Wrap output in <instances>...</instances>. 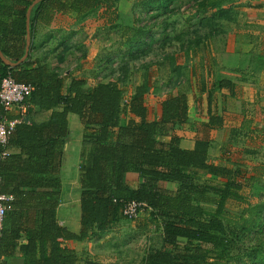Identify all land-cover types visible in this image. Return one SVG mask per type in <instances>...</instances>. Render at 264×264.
<instances>
[{
    "label": "trees",
    "instance_id": "trees-1",
    "mask_svg": "<svg viewBox=\"0 0 264 264\" xmlns=\"http://www.w3.org/2000/svg\"><path fill=\"white\" fill-rule=\"evenodd\" d=\"M33 1L0 0V52L10 62L17 63L11 66L0 58V81L10 73L17 82L31 84L33 89L27 99L30 106L54 110L47 120L39 123L24 120L10 132L7 146L14 144L20 152L10 153L0 167V194L12 196L6 202L0 257L19 254L21 264H78V254L63 241L88 240L112 228L120 219V200L134 199L147 205L162 234L161 246L148 249L141 264H264V178L261 176L264 161L247 178L263 189L258 193L260 199L251 203L242 192L244 183L237 169L214 163L209 156L210 132L224 125L222 116L209 110L211 99L217 91L232 92L233 81L221 73L213 74L211 65L205 76L202 74L200 90L207 94L208 116L195 124L193 147L184 148L177 127L189 122L185 91L160 100L158 111L154 109L151 119L145 104L150 91L146 79L134 87L127 101L118 80L114 79L86 86L84 78H72L62 93V76L49 62L32 59L31 53L18 62L25 54L26 15ZM117 1H37L30 13V50L38 22L47 23L55 13H71L80 21L100 8L105 12L111 10L108 20L114 22L119 18L114 5ZM172 2L137 0L135 5H141L143 10L139 11L145 14L156 9L157 13L151 17L157 18L170 10ZM195 2L200 11L210 9L219 18L229 19V12H233L232 6H224L230 0ZM142 18L135 11L134 22L124 30L128 32L124 41L128 48L138 50L154 40L153 25L141 24ZM167 26L164 22L163 33ZM185 47V44L181 46ZM59 57L61 61L63 56ZM262 58L254 56L251 62L262 67V62H256ZM170 65L179 80L185 66L173 59ZM209 75H212L210 83L204 79ZM68 113L76 114L83 126L78 232L68 230L57 220ZM19 116L17 113L11 118ZM166 135L169 139L162 140ZM200 172L224 180L220 184L199 181ZM128 173L137 175L135 188L126 182ZM160 181L174 183L176 188L160 187ZM229 201L245 205L235 214L238 218L228 216ZM206 203L214 205L213 209H207ZM244 237L255 239L254 245L238 247ZM182 238L185 242L181 243Z\"/></svg>",
    "mask_w": 264,
    "mask_h": 264
},
{
    "label": "rangeland",
    "instance_id": "rangeland-1",
    "mask_svg": "<svg viewBox=\"0 0 264 264\" xmlns=\"http://www.w3.org/2000/svg\"><path fill=\"white\" fill-rule=\"evenodd\" d=\"M135 3L137 0H118L114 5L119 18L114 22L108 20L112 11L105 12L103 8L76 22L69 48L55 51L51 58L53 63L57 62L59 51L66 56L59 69L63 83L68 85L73 77L84 78L86 86L108 79L118 80L127 101L134 87L146 79L150 91L145 104L150 116L155 115L156 101L177 91H185L190 103L189 122L177 127V131H193L195 124L208 116L207 94L200 87L202 74L205 76L211 65L213 74L221 73L230 78L234 87L232 92L222 90L225 91L223 94L214 93L211 99L209 110L221 115L225 123L210 132V160L237 169L239 179L244 183L242 192L251 203L258 201V193L263 189L247 181L264 161V12L251 8L259 5L258 2H226L224 6L233 7L229 19L219 18L210 9L208 12L200 11L195 0H173L170 12L157 18L151 17L157 13L156 9L145 14L139 11L143 7ZM135 11L143 15L141 24L153 25L154 35L151 43L138 50L124 44L128 33L124 30L134 22ZM164 22L168 23L165 33ZM183 44L185 48H181ZM165 54L169 57L165 58ZM259 55L263 58L256 62H262V67L251 62L252 57ZM171 59L186 68L179 80L172 71ZM66 70L70 73L65 74ZM206 77L205 81L210 83L212 75ZM76 125L81 126V123L73 114L72 138L77 137ZM69 148L66 165L72 174L77 170L80 153L75 141ZM261 176L264 178V172ZM198 180L220 184L224 179L200 172ZM164 183L167 187L172 186ZM244 206L229 201L228 216L238 218L235 214ZM205 207L212 210L214 205L206 203ZM65 211L68 216L79 220V206ZM118 213L120 219L112 228L78 244L79 264H141L148 249L161 246L160 224L151 219L148 208L134 220L126 219L119 210ZM70 227L74 228L73 225ZM243 239L238 242V247L254 245L255 239ZM180 242H185V239H180ZM0 264H21V258L19 254L12 258L0 257Z\"/></svg>",
    "mask_w": 264,
    "mask_h": 264
},
{
    "label": "crops",
    "instance_id": "crops-1",
    "mask_svg": "<svg viewBox=\"0 0 264 264\" xmlns=\"http://www.w3.org/2000/svg\"><path fill=\"white\" fill-rule=\"evenodd\" d=\"M35 1L37 2V0H34L32 5H30L31 8L36 3ZM254 1L258 2L259 5H257V6H259V7L254 5V7H251V8L259 9V10H262L264 12V0H250V2H254ZM251 8L249 7V9H251ZM30 13H31V10H30ZM29 20H30V14L28 17V23H29ZM77 21L78 20L74 14H71V13H65V14L64 13H55L52 15L51 19L47 23L46 22L45 23L38 22L36 24L35 28L33 29V31H34L33 32L34 36H33V40H32L33 48L30 50V47H31L30 46L31 45V36H30V43H29V46L27 49L28 51H27L26 57L28 56V54L31 53L32 59L43 58L44 62H49V64L51 66L55 67L56 70L57 69L59 70L60 67H62L63 63L66 61V56L61 54L60 51L62 49H64V50L68 49L69 46L71 45V42L73 41V36L75 34L74 32L76 31L74 26H76ZM29 34H30V30H29ZM71 37H72V39H71ZM26 45H27V28H26ZM26 47L27 46H25V50H26ZM57 50H60L58 54L62 55L63 59L61 61H58V59H60V57L58 55L59 58L57 59V62L53 63L54 61L51 60V58L54 57L55 51H57ZM233 53H234V51H233ZM72 66H74V65H72ZM68 73H70V70L65 71V74H68ZM73 78H76V77H73ZM66 87H67V85H65L62 81V85H61V92L62 93L66 92ZM224 92L225 91H220V92H215V93L216 94L217 93L223 94ZM159 102L160 101H156V103H155L156 104L155 109H157V111H158V107H159ZM189 106H190V103H189ZM53 110L54 109H49V110L39 109L36 107H32V105H31L28 108L26 119L29 122L33 121V122L39 123V122L47 120ZM17 113H18V110L15 107H10L6 111V116L8 118H11V117L16 116ZM73 114L74 113H68V115H67L69 131H68L66 144L64 147L62 168L60 171L61 189H60L59 205L57 208V220H58L59 224L66 227L68 230H70L72 232H78L79 227H80L79 220L77 221L75 219V217H73V216H71V217L68 216L67 212L65 211L66 209H71V207H72V209L78 208V206L80 207L78 188L80 185L79 184V174L81 171L80 170L81 160L79 158V161L77 163V170L74 171V173H72V174L69 172L68 167L66 165V160H67L66 156H67L69 149H71V148H69L71 142L74 143V141H75V143H78V149H79V153H80V147H81L82 135H83L82 124H81V126L76 125V132H77L76 136L77 137H74L75 139L72 138L70 135L71 118H72ZM188 115L190 116V108H189ZM148 117L153 119L154 115L150 116L149 111H148ZM223 121H224V119H223ZM178 133L182 137L180 145L184 148H192L194 145V137H195L194 130L193 131H188V130L185 131L184 130V131H180ZM77 139H78V141H77ZM168 139H169V136H163L162 137V140H164V141H167ZM8 149L11 153H19L20 152V148L14 144H11L8 147ZM209 154H210V152H209ZM77 175H78V179L76 178ZM126 182L130 187L135 188L138 184L137 175L135 173H128L126 175ZM162 182H165V181L159 182L160 187L168 188L171 190L176 188V185L174 183L165 182L164 184L167 183V184H171L173 186V187L172 186L167 187L166 185H163ZM64 205H65V207H64L63 211L60 212V209L63 208ZM79 219H80V217H79ZM70 225H73L74 228H71ZM85 241H87V240H85ZM81 242H83V241H72V240L63 241V243L65 245H67L70 248H73L77 254H78V250H80V249H78V244ZM78 257L80 259L79 254H78Z\"/></svg>",
    "mask_w": 264,
    "mask_h": 264
},
{
    "label": "built area",
    "instance_id": "built-area-1",
    "mask_svg": "<svg viewBox=\"0 0 264 264\" xmlns=\"http://www.w3.org/2000/svg\"><path fill=\"white\" fill-rule=\"evenodd\" d=\"M33 87L29 83L17 82L14 77L7 73L0 81V106L2 111L0 113V167L3 160L10 155L8 149V140L10 132L17 123L27 120L26 115L30 106L28 97ZM10 107H15L20 116L18 118H8L6 111ZM12 198L11 195L0 194V243L2 236V224L7 210L6 202ZM121 213L126 219L134 220L141 211L147 208L144 202L136 201L134 199L120 200Z\"/></svg>",
    "mask_w": 264,
    "mask_h": 264
},
{
    "label": "water",
    "instance_id": "water-1",
    "mask_svg": "<svg viewBox=\"0 0 264 264\" xmlns=\"http://www.w3.org/2000/svg\"><path fill=\"white\" fill-rule=\"evenodd\" d=\"M39 1V0H37ZM36 2V1H35ZM30 10H31V7L28 8V11H27V19H26V28H27V47H26V50H25V54L23 56V58H21L18 62L22 61L26 55H27V49H28V46H29V43H30V34H29V23H28V17H29V14H30ZM0 58L4 61V63L8 64V65H16L17 63H12L10 62L1 52H0Z\"/></svg>",
    "mask_w": 264,
    "mask_h": 264
}]
</instances>
